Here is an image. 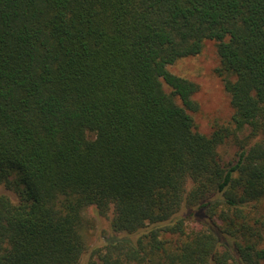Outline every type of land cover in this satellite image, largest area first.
Returning a JSON list of instances; mask_svg holds the SVG:
<instances>
[{
    "label": "trees",
    "instance_id": "16d2710c",
    "mask_svg": "<svg viewBox=\"0 0 264 264\" xmlns=\"http://www.w3.org/2000/svg\"><path fill=\"white\" fill-rule=\"evenodd\" d=\"M207 41L205 134L169 66ZM0 187V264H264V0H0Z\"/></svg>",
    "mask_w": 264,
    "mask_h": 264
},
{
    "label": "rangeland",
    "instance_id": "374dc122",
    "mask_svg": "<svg viewBox=\"0 0 264 264\" xmlns=\"http://www.w3.org/2000/svg\"><path fill=\"white\" fill-rule=\"evenodd\" d=\"M216 65L217 59L213 42L207 41L203 51L198 55L181 58L169 66V69L173 73L186 77L199 85V90L194 95L199 104V110L192 113V116L198 130L205 134L210 132L211 124L227 121L232 114V110L228 105L227 95L222 88L221 80L214 72ZM246 132L244 131L243 135ZM237 147L234 143L230 144L229 142L226 144L224 150L225 160H229L232 157ZM0 192L6 193L5 188L0 187ZM7 193L13 200H16V196L12 192ZM187 211L186 207H182L179 210V214L183 215ZM84 214L92 223L87 236L89 251L93 247L101 246L106 237L115 233H118V235L122 234L113 231L110 226L111 210L106 215H102L95 206H88L85 208ZM88 255L89 252L84 255L80 264H87Z\"/></svg>",
    "mask_w": 264,
    "mask_h": 264
}]
</instances>
